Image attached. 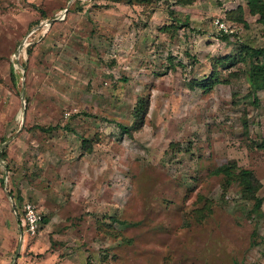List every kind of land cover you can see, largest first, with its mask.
Returning a JSON list of instances; mask_svg holds the SVG:
<instances>
[{
    "label": "rangeland",
    "instance_id": "1",
    "mask_svg": "<svg viewBox=\"0 0 264 264\" xmlns=\"http://www.w3.org/2000/svg\"><path fill=\"white\" fill-rule=\"evenodd\" d=\"M262 16L248 0H0V264H264V91L254 104L250 61L231 63L264 47ZM233 163L256 198L213 173ZM28 202L48 220L35 235Z\"/></svg>",
    "mask_w": 264,
    "mask_h": 264
},
{
    "label": "trees",
    "instance_id": "2",
    "mask_svg": "<svg viewBox=\"0 0 264 264\" xmlns=\"http://www.w3.org/2000/svg\"><path fill=\"white\" fill-rule=\"evenodd\" d=\"M132 0H129L131 2ZM143 1V0H139ZM248 8L252 15H263L264 17V0H248ZM264 19V18H261ZM240 21L245 22L243 19ZM246 25V23H245ZM223 39H228V34H223L221 36ZM256 59V61L254 60ZM250 61V69L247 74V79L249 82V87L251 89L252 94L254 95L253 103H258L257 93L258 91H264V47H252L250 45H245L243 50L232 58V65L238 62L248 63ZM148 107V101L145 98H142L134 112L135 116V129H139L143 122V115ZM123 130L131 134V130L129 127L121 125ZM43 130H46L42 128ZM256 147L259 149H264V138L261 142L256 144ZM83 148L85 150L91 149V145L88 140L83 141ZM4 155L3 157H5ZM238 171V172H237ZM218 176H222L226 181V187L228 185L233 184V182L237 183L241 186V191L245 198L254 199L256 198L257 191L260 186V182L254 173L250 170L244 168H238L236 164H227L223 165L219 168H216L213 172ZM22 213L19 212L18 217L21 218ZM48 220L42 216V222H47Z\"/></svg>",
    "mask_w": 264,
    "mask_h": 264
},
{
    "label": "built area",
    "instance_id": "3",
    "mask_svg": "<svg viewBox=\"0 0 264 264\" xmlns=\"http://www.w3.org/2000/svg\"><path fill=\"white\" fill-rule=\"evenodd\" d=\"M20 222L22 228L28 233L35 235L38 232L42 223V215L35 204L28 202L23 206Z\"/></svg>",
    "mask_w": 264,
    "mask_h": 264
}]
</instances>
